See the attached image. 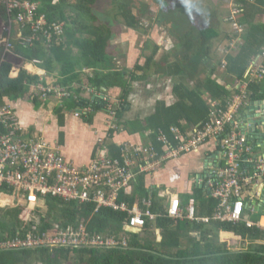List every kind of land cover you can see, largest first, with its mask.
I'll return each mask as SVG.
<instances>
[{
  "label": "trees",
  "instance_id": "obj_1",
  "mask_svg": "<svg viewBox=\"0 0 264 264\" xmlns=\"http://www.w3.org/2000/svg\"><path fill=\"white\" fill-rule=\"evenodd\" d=\"M34 1L40 3L37 16L43 14L49 23L63 22L65 32L60 40L50 45L41 40L27 43L25 39L32 33L31 24L17 23L16 34L19 35L17 40L12 41L14 52L24 56L27 61L40 59L42 70L33 74L7 60L2 61L0 105L19 100H29L35 106L47 103L43 99L53 96L47 93L42 97L36 89L39 83L47 84L43 79L44 73L47 72L56 77L54 84L68 92L65 98L70 100L59 109H65L64 106L70 109L81 108L86 111L82 113L84 120L91 122L94 112L108 108L110 101L94 93L88 97L82 96L81 93L85 90L84 80L87 79L89 86L97 90L120 86L123 92L112 105L115 112L113 122L131 132L154 131V141L157 140L160 130L173 139L172 127L177 126L186 134L190 129L193 128L194 131L209 120L215 109L226 111L231 99L242 94L241 83L250 79L249 76L245 77L248 68L253 60L261 55L264 47V22L258 20L264 11V0H236L235 11L242 12L235 19L243 26L242 32L214 27L201 29L199 33L202 41H194L191 46L188 45L177 61H170L166 55L158 60L159 46L154 44L150 47L147 43L142 47L145 62H138L133 69H128L119 65V59H116L117 55L111 49L113 25L107 22L106 15L101 17L96 11L99 0ZM133 3L134 0H126L120 5L117 3L113 20L128 29L146 34L149 28L142 23L140 14L133 11ZM0 9L12 23L18 20L19 10L9 13L1 1ZM230 13L231 11L224 17L219 15L220 21L234 22L233 14L230 16ZM225 40L227 43L222 55L215 44ZM200 51L203 52V61L207 63L205 75H200L202 77L194 70L195 65L191 68L188 66L189 61ZM218 71L222 74L220 77L216 75ZM188 72L195 74L193 85L187 79L190 76ZM161 75L176 79L178 83L174 84V94L178 95V99L171 105L160 101L155 114L123 124L122 116L130 108L128 97L134 81ZM263 85L264 77L250 82L249 89L245 88L248 100H263ZM6 131L5 127H0V134ZM16 136L30 137L24 130L16 131ZM252 151L259 153L255 146ZM118 153L120 152L115 154ZM139 182L144 181L139 179ZM143 191L144 189L138 188L136 193L138 197H142L138 198L140 201L149 197V190ZM203 192L198 189L195 193L198 211L201 215L212 216L219 201ZM0 193L4 200L2 203L0 201L1 239L24 238L27 235L42 239L60 231L77 232L84 224L88 233L104 240L114 238L120 244L128 240L127 247L62 245L0 250V264H264V231L257 227H248L245 221L233 223L211 220L208 223L212 226L213 233L221 230L233 232L237 237L238 246L233 247L225 238L221 241L220 234H217L210 239L204 237V243L185 244L184 247L179 242V230L183 229L184 223L179 222L176 228H171L170 219L157 217L156 225L162 231L164 245L162 251L158 252L153 247L152 238H149L155 234L149 221L143 232L131 233L124 229L125 215L109 208L96 212L91 204H80L50 195L42 198L43 206H37L26 202L25 199L22 203L15 202L12 188L0 187ZM126 199L134 203L136 198L134 196ZM184 202L187 200H183ZM247 211L249 212L246 209ZM198 226H202V223ZM144 232L146 240L142 236Z\"/></svg>",
  "mask_w": 264,
  "mask_h": 264
},
{
  "label": "built area",
  "instance_id": "obj_2",
  "mask_svg": "<svg viewBox=\"0 0 264 264\" xmlns=\"http://www.w3.org/2000/svg\"><path fill=\"white\" fill-rule=\"evenodd\" d=\"M0 1L9 13L19 10L17 23L31 24L32 33L25 39L27 43L41 40L50 45L62 38L65 32L64 23H49L43 14L37 16L40 5L38 1ZM13 48V43L10 41L5 44L6 59L14 56L22 59L15 54ZM259 57L263 62L252 66L248 75L250 79L243 82L245 85L241 84L242 94L231 99L226 111L215 109L209 120L190 133L185 134L177 126L172 127L173 139L160 130L157 134V142L161 143V148L155 145L125 143L122 147V152H125L122 160L102 154V157H97L89 170L74 166L60 148L52 146L43 139L16 136V131L24 129L20 127V122L14 116L9 104L0 105V127L7 129L0 134V187L12 188L13 199L17 203H22L25 199L28 203L43 206L42 198L50 195L80 204H91L96 212L102 208H109L125 215V225L144 228L148 221L155 220L161 213L154 210V200L151 195L134 203H130L124 196L128 188L138 179L139 173L154 172L169 161L194 151L208 141L215 140L220 146L218 152L220 157L216 162H211V168L205 171L199 183L206 196L210 195L218 199L216 212L212 216L199 215L194 198L183 204L181 198L175 196L169 203L168 215L174 218L186 217L204 223H210L211 220L233 223L245 221L248 227H257L264 231V221H253L246 216L248 206H255V201L260 203L258 198L254 200L250 194L258 184L263 183L264 186V153L261 155L252 151L255 144L248 136L249 130L252 129L251 123H244L243 131L237 121L242 106L248 101L245 90L248 82L264 77V47ZM24 60L32 65L41 63L37 58ZM87 87L88 84L84 86V91L90 93L92 88ZM36 89L42 97L47 93L62 99L68 95V92L59 85L49 83H39ZM93 92L98 91L95 89ZM104 98L109 101L107 97ZM113 108L110 102L107 109L111 118L115 115ZM75 111L76 115L86 112L81 108ZM136 166L138 170H135ZM262 195L264 196V192ZM0 201L4 202L1 196ZM62 245L128 246L127 241L120 244L114 238L104 240L100 236L88 233L84 224L77 232L60 231L42 239L30 235L24 238H0V250Z\"/></svg>",
  "mask_w": 264,
  "mask_h": 264
},
{
  "label": "crops",
  "instance_id": "obj_3",
  "mask_svg": "<svg viewBox=\"0 0 264 264\" xmlns=\"http://www.w3.org/2000/svg\"><path fill=\"white\" fill-rule=\"evenodd\" d=\"M232 4L234 6L233 9H235L237 3ZM176 5L180 6L182 9H186L185 5L182 2L176 3ZM237 11L238 10H236V13L239 16L242 11ZM258 20L263 21V19H261L260 17H258ZM214 23L217 24V22ZM196 24L197 22L191 21V18L189 17L185 21L184 27L179 26L178 30H175V27L171 28V30H175V32H173L172 34V38L177 41V45L179 47L181 46V43L189 40V33L193 30ZM197 27L198 32L196 33L197 36H200L197 41L199 42L203 39L199 32H201V29H207V27H203V25ZM131 30L132 29L127 28V32H130ZM137 34L139 33L137 32ZM154 34L155 32H153L151 37H153L155 41H158V38H156ZM147 36H149L148 32L142 36L143 40L141 42L139 50L136 52V56L133 55V57H135V60L132 64H130L132 55L129 52L131 51L133 44L130 39H128L129 41L125 42V45L128 46V49H126V51H123V56L117 53V51L114 52V54L119 58L118 62L120 66H125L128 69H133L136 66V63L139 62L143 64L145 62V53L144 51H142V47L144 44L148 43ZM155 41H151L150 43H148L149 46L151 47V45L155 44L159 46V50L161 46L163 48V44H161L160 46V44ZM220 42L222 41H217L215 47L219 48L218 44ZM188 45L191 46L190 44ZM219 50L223 55L224 49L221 50L219 48ZM15 54L17 53L15 52ZM17 55L22 58H17L20 61L19 66H21L22 68L27 69L33 74H35L38 70H42L41 64L32 65L28 62H24V56L20 54ZM200 55H203V52L200 51L189 61L188 66H190V68L195 65L196 60L199 61L198 65L196 64L197 66H203V64L205 66L207 65L206 61H203V56L200 57ZM259 56L255 60H253V62L249 66L245 77L249 75L252 66L259 65L263 62V59ZM13 58L14 57H7L8 60H11ZM169 60L177 61V58L172 59L169 57ZM184 65L187 66L186 64ZM89 72L91 73L92 70H89ZM141 72L142 70L139 71V73ZM188 75L190 76H188L187 79L189 83L193 85L195 74L188 72ZM43 79L51 85L54 84L56 77L45 72L43 75ZM166 82H170V84L173 85V88H171V93L173 94L162 90V87L166 84ZM250 82L251 80L248 82V89ZM177 83L178 82H176V79H174V77H163L162 75L161 77L151 76L147 80L143 79L134 81L132 91H130L128 97V100L130 101V108L123 113L122 123L124 124V122H131L138 118H146L155 114L158 110L160 101H164L166 105H171L172 103H174L178 99V95L174 94V84ZM153 84H157V87H153ZM241 84L244 83L242 82ZM88 87L92 89L90 90V93L87 91L83 92L86 97L91 95V93L95 90V88L89 86V84ZM102 89L103 90L96 89V91L98 92L93 93L98 94L104 100V97H107L112 105L114 104V101H118V98H120V95L123 92V88L120 86L110 87L109 89L103 87ZM156 90L158 91L157 94ZM67 100L70 99L63 98L62 100H59L56 97H50L48 99L46 97L43 99V101H47V103L43 102L39 106H35V104L29 100L9 102V106L18 122H20V127L27 132L28 136L43 139L49 142L52 146L60 148L66 158L70 161V163L83 170H89L95 163L94 161L97 159V157H102V154L112 157H116V155H118L116 158L122 160V155L123 153L125 154L124 151L122 152V147L125 143L147 146L155 145L157 147L161 146L160 143L157 142L156 138V141L153 140L155 134L154 131L146 130L145 132H131L127 129H123L122 126H117V124L113 122L114 118L110 117L107 108L100 109L94 112L91 122L84 120L82 115H76V107L70 109L69 107L66 108L64 106L66 110L62 108V110H60L59 108L64 105ZM237 121L239 122L241 130L245 129L244 123H251L252 129L249 130L248 136H250L252 143L254 142L253 144H255V148L257 149V151H259L260 154L264 153V98L263 100H248L244 104L243 109L240 111L237 117ZM192 129H190L187 133H190ZM219 149L220 146L217 144V142L215 140H211L198 147L194 151L185 153L180 157L169 161L154 172L148 173L142 171L138 175V180L128 188L124 196L127 198H132L135 196V202H138L142 198L136 195L138 188L140 190L144 189L143 192L147 190H149L150 192L153 189L154 194H152V191L151 193H149V195H151L152 198L154 197L155 199L154 208H157H155V210L161 213V215L158 217L170 219L172 222V224L170 225L171 228H176V225L179 222L184 223L183 229L181 231L179 230V242L180 244L182 243L183 246L185 244L193 245L195 243H204V237L210 239L212 237H216L217 234H220L219 239L221 241L222 238H225L230 242V244H232V246H238L237 237L233 232H222L221 230L220 232L213 233L211 230L212 226L209 224H206L204 222L192 221L187 219L186 217L174 218L168 215V206L172 197L177 196L184 201L187 200V202L191 198H195L196 191L198 189H201L199 180L204 176L205 171L208 168H211V162H216L220 157L218 153ZM118 151L120 153L115 154ZM128 157L130 158V160H132L130 155ZM135 170H138L137 166L135 167ZM139 179L143 180L144 182H139ZM263 192V183H260L255 186V188H253L252 194L250 195L254 200L258 198L260 203H257V201H255V206L247 207V210H249V212H246V216L248 217L247 219L255 220L252 219L253 217L264 218V196L262 195ZM196 204L198 211L199 209L197 199ZM198 214L201 215L199 211ZM261 219H256L255 221H264ZM156 221L157 219L149 222L151 223L153 233L155 232V234L150 235L149 238H152L153 247L156 249L155 251L161 252L162 248L164 247L163 235L161 233L162 231L157 227ZM193 222L196 225H194ZM200 223H202V226H198V224ZM124 229L129 231L127 229V225H124ZM145 229V227L140 228L137 232H143ZM129 232L134 233L133 231ZM145 234L146 233L144 232L143 235L146 240L147 237Z\"/></svg>",
  "mask_w": 264,
  "mask_h": 264
},
{
  "label": "rangeland",
  "instance_id": "obj_4",
  "mask_svg": "<svg viewBox=\"0 0 264 264\" xmlns=\"http://www.w3.org/2000/svg\"><path fill=\"white\" fill-rule=\"evenodd\" d=\"M124 1L126 0H99L96 5V11L101 17H103L102 15H106L107 22L113 25L114 33L111 41V49L113 52L117 51V53L123 56V51H126V49H128V46L125 45V42L129 41L128 39L131 40L133 46L129 53L132 55L130 59V64H132L135 60V57H133V55L136 56V52L139 50V47L143 40L142 36L144 34H140V32H138L139 34H137V32L134 30L127 32L128 27L121 25L113 20V16L117 8L116 6L118 4L120 5ZM179 2H182L185 5L186 9H182L180 6L176 5V3ZM232 3H236V0H134L132 8L134 12L140 14L142 23H145V25H147V27L149 28V36H147L148 43H150L151 41H155L154 38L151 37L153 32H155L154 36L158 38V41L155 42H158L160 46L161 44H163V48L161 46L160 50L158 51L157 58L159 59L161 58V56L166 55L172 59H176L179 55L183 54L188 44L191 45L194 41H197L200 38V36H197L196 33L198 32L197 26L203 25V27H214L220 28L221 30L222 28H224L227 31L231 32H242L243 27L241 25H238L235 19L240 15L238 16L235 9H233L234 6ZM227 11H231L230 16L231 14H233V19L235 20L234 22H232L231 20H225L224 18L223 19L225 21H220L221 18L219 17V15H222V17L227 16ZM189 17L191 18V21L197 22V24L195 25L193 30L190 31L189 40L181 43V46L179 47L177 45V41L172 38V34L173 32H175V30L179 29V26L184 27L185 21ZM260 18L263 19L264 22V13L260 15ZM214 22H217V24H215ZM229 24H231L230 27ZM172 27H175V30H171ZM16 30L17 22L12 23L11 21H9V19L4 16L2 10L0 9V64L2 61L7 60L4 53L5 44L8 41L12 43L13 40H17L18 38L19 34H16ZM226 43V40L223 43L220 42L218 44V47L223 50ZM202 56L203 55H200V57ZM14 57L16 58L7 61L16 66H19L20 61L17 59V56ZM116 59L119 58L117 57ZM198 62L199 61L197 60L195 61L194 70L198 72L199 76H204L206 72L205 65L203 64V66H198L199 68L197 69L196 64L198 65ZM216 75L220 77L222 74L218 71ZM84 83L88 84L87 79L84 80ZM152 86L157 87V84H153ZM171 88H173V85L170 84V82H166V84L163 85L162 90L171 93ZM157 92L158 91L156 90V94ZM81 95L85 96L84 93H81ZM6 206L7 203L5 204V207ZM261 218L262 217H253L252 219L256 220ZM261 220H264V218H262Z\"/></svg>",
  "mask_w": 264,
  "mask_h": 264
},
{
  "label": "water",
  "instance_id": "obj_5",
  "mask_svg": "<svg viewBox=\"0 0 264 264\" xmlns=\"http://www.w3.org/2000/svg\"><path fill=\"white\" fill-rule=\"evenodd\" d=\"M127 229H128L129 231L137 232V231H139L140 228H138V227L127 226Z\"/></svg>",
  "mask_w": 264,
  "mask_h": 264
},
{
  "label": "clouds",
  "instance_id": "obj_6",
  "mask_svg": "<svg viewBox=\"0 0 264 264\" xmlns=\"http://www.w3.org/2000/svg\"><path fill=\"white\" fill-rule=\"evenodd\" d=\"M195 199V198H194ZM182 200V199H181ZM196 200V199H195ZM182 202H183V200H182ZM183 204H185V203H183ZM206 224H208V223H206ZM120 246H122V245H120ZM114 247V246H113ZM122 247H124V246H122ZM125 247H127V246H125Z\"/></svg>",
  "mask_w": 264,
  "mask_h": 264
}]
</instances>
